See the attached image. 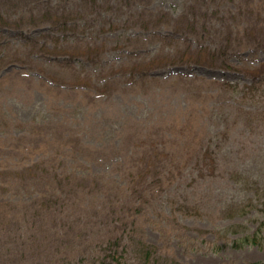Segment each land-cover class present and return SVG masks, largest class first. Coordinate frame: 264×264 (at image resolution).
Masks as SVG:
<instances>
[{
	"label": "rangeland",
	"instance_id": "374dc122",
	"mask_svg": "<svg viewBox=\"0 0 264 264\" xmlns=\"http://www.w3.org/2000/svg\"><path fill=\"white\" fill-rule=\"evenodd\" d=\"M260 228L264 0H0V264H260Z\"/></svg>",
	"mask_w": 264,
	"mask_h": 264
},
{
	"label": "trees",
	"instance_id": "16d2710c",
	"mask_svg": "<svg viewBox=\"0 0 264 264\" xmlns=\"http://www.w3.org/2000/svg\"><path fill=\"white\" fill-rule=\"evenodd\" d=\"M252 206V205H251ZM240 213H246L245 207L241 208L238 212ZM240 242L244 245H261L264 243L263 238H262V228H260L252 237H245L240 240ZM146 250H143L147 258L152 257L154 254V251L145 247ZM165 264H180L177 262H172V263H165ZM264 264V263H260Z\"/></svg>",
	"mask_w": 264,
	"mask_h": 264
}]
</instances>
